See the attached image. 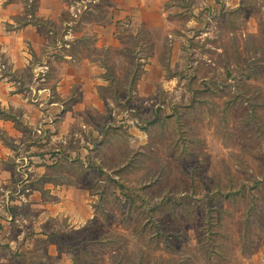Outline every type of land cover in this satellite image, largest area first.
Returning a JSON list of instances; mask_svg holds the SVG:
<instances>
[{
    "label": "rangeland",
    "instance_id": "obj_1",
    "mask_svg": "<svg viewBox=\"0 0 264 264\" xmlns=\"http://www.w3.org/2000/svg\"><path fill=\"white\" fill-rule=\"evenodd\" d=\"M159 2L163 32L125 27L97 53L104 103L67 123L49 170L95 217L3 264H264V0Z\"/></svg>",
    "mask_w": 264,
    "mask_h": 264
},
{
    "label": "crops",
    "instance_id": "obj_2",
    "mask_svg": "<svg viewBox=\"0 0 264 264\" xmlns=\"http://www.w3.org/2000/svg\"><path fill=\"white\" fill-rule=\"evenodd\" d=\"M125 27L163 32L159 0H0V251L32 250L33 236L69 233L95 217L83 189L48 175L67 123L104 103L97 53L124 49ZM74 88L83 99L67 108ZM76 152L65 151L69 161ZM23 206L33 213L22 215Z\"/></svg>",
    "mask_w": 264,
    "mask_h": 264
},
{
    "label": "trees",
    "instance_id": "obj_3",
    "mask_svg": "<svg viewBox=\"0 0 264 264\" xmlns=\"http://www.w3.org/2000/svg\"><path fill=\"white\" fill-rule=\"evenodd\" d=\"M250 220H252V219H250ZM250 220H249V221H250ZM249 221H248V223H246V225H248V226H250V222H249Z\"/></svg>",
    "mask_w": 264,
    "mask_h": 264
}]
</instances>
